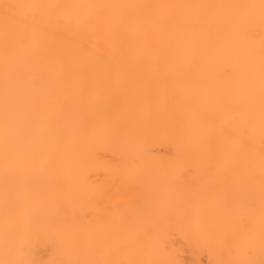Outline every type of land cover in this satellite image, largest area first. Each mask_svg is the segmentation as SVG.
Returning <instances> with one entry per match:
<instances>
[{
	"label": "bare ground",
	"instance_id": "6f19581e",
	"mask_svg": "<svg viewBox=\"0 0 264 264\" xmlns=\"http://www.w3.org/2000/svg\"><path fill=\"white\" fill-rule=\"evenodd\" d=\"M0 264H264V0H0Z\"/></svg>",
	"mask_w": 264,
	"mask_h": 264
}]
</instances>
